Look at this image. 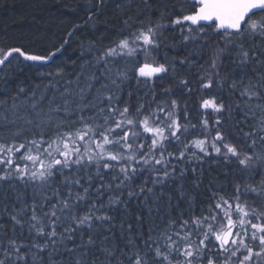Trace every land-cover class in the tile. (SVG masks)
I'll return each mask as SVG.
<instances>
[{"label": "snow or ice", "instance_id": "obj_1", "mask_svg": "<svg viewBox=\"0 0 264 264\" xmlns=\"http://www.w3.org/2000/svg\"><path fill=\"white\" fill-rule=\"evenodd\" d=\"M84 11L47 55L0 47V131L10 134L0 136V264H264V0H85ZM117 17L107 44L81 39L76 60L39 70L73 30ZM201 22L219 39L196 83L218 91L201 97L215 119L205 113L189 141L197 125L186 104L180 122L171 97L194 91L177 72L193 66L189 44H207ZM177 29L179 44L165 46L187 55L161 62L164 33ZM25 70L33 78L7 94ZM169 74L157 92L153 78ZM205 165L210 196L198 207Z\"/></svg>", "mask_w": 264, "mask_h": 264}, {"label": "trees", "instance_id": "obj_2", "mask_svg": "<svg viewBox=\"0 0 264 264\" xmlns=\"http://www.w3.org/2000/svg\"><path fill=\"white\" fill-rule=\"evenodd\" d=\"M79 4V8L76 12L69 10L66 5L76 6ZM85 0H0V47L8 48L10 46H16L24 44L27 46L28 51L33 54L47 55L48 52L54 51L53 45L59 47V43L64 39L66 33L71 28L73 23H82L80 17L86 15L84 11ZM155 16V13L153 14ZM104 19V18H101ZM122 26V21L119 17L109 20L107 24L99 23L93 28L91 25L87 27H82L79 31L73 30L74 35L71 37V42L65 46V48L57 53L56 56L51 60L50 63L46 65H40V71H48L49 69L54 70L56 65L70 60H76L80 56L79 43L80 40L96 39L103 35V42L107 44L111 39L115 38L118 33V29ZM215 26L211 25L206 27L208 33L207 44L204 46L202 52L196 51L199 48V44H189L188 49L193 50V55L189 57L192 60L193 66L189 68L188 65L183 67L178 66V76H187L190 80V87L194 89L191 95H187V90H183V94L180 89L173 88V96L171 98H177L180 103V111L178 113L180 117V122L185 123L184 120V107L187 105V112L189 114V120L192 124L197 125L195 129H190L187 134V140L191 141L196 138V134L200 132V120L205 118V113H208L207 119L210 121L215 119V115L211 114V109L203 110L199 108L201 102V97L211 98L216 91H218L215 86L212 90L201 91L199 85L196 83L199 75H201L200 66L204 68V72L210 71L208 63L212 57L213 48L215 43L219 39L212 32V28ZM167 40L162 44L159 52L154 55L161 62L166 58H171L173 56L179 57L182 55H187V49L184 47H166L165 45L173 44L178 45L181 37L179 36V29L175 33L172 31H166L164 33ZM223 66L221 69L222 75L226 71H230L232 68L231 59L229 56L222 57ZM141 62H143V57H141ZM69 71H73L71 65H69ZM233 75L239 78V70ZM33 78V73L25 70L23 72H16L10 79V90L14 88L15 84L18 82H23L28 84ZM156 82L155 90L157 92L161 91L163 88L172 85L171 74L164 77L161 82L157 78H153ZM135 85V81L130 82ZM147 89L141 86L140 95H143ZM0 92L3 89L0 88ZM127 95V90L125 91V96ZM224 95H227L225 90ZM148 98L151 99V92H149ZM3 99V96H0ZM159 99V97H158ZM135 97L133 98V102ZM10 103V102H9ZM2 110V109H0ZM20 111L22 113H30L31 109L28 104H22ZM11 115V111L9 112ZM19 123V122H18ZM214 134V133H213ZM10 135L7 132L0 131V136ZM243 143L238 145L242 147ZM206 175L204 180V185L201 186V192L203 195H197V205L203 204L207 207L206 197L210 196V192L207 191L208 178L207 170L208 165H205ZM211 174L216 176L219 173V180L223 181L224 174L221 168L212 166ZM190 175V174H189ZM231 179V177H229ZM233 188L231 184L226 189L227 194H231ZM225 194V193H221ZM251 203V201H249ZM183 206V205H182ZM0 222H7V217H4Z\"/></svg>", "mask_w": 264, "mask_h": 264}, {"label": "water", "instance_id": "obj_3", "mask_svg": "<svg viewBox=\"0 0 264 264\" xmlns=\"http://www.w3.org/2000/svg\"><path fill=\"white\" fill-rule=\"evenodd\" d=\"M202 24H204L205 25V27H208V25H214V23L213 22H201ZM51 62V60L48 62V63H50ZM47 63V64H48Z\"/></svg>", "mask_w": 264, "mask_h": 264}]
</instances>
